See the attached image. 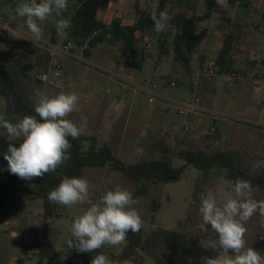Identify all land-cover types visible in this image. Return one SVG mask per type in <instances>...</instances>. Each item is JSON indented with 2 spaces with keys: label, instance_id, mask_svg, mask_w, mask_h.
Here are the masks:
<instances>
[{
  "label": "rangeland",
  "instance_id": "374dc122",
  "mask_svg": "<svg viewBox=\"0 0 264 264\" xmlns=\"http://www.w3.org/2000/svg\"><path fill=\"white\" fill-rule=\"evenodd\" d=\"M28 2L30 0H0V21L17 33L6 32L0 26V54L8 63L19 92L32 107L37 90H47L50 95L75 92L81 99L67 118L81 129L82 134L97 137L100 144L110 146L120 160L129 164L160 160L156 147L158 140L177 149L181 139H198L215 126L221 133V148L233 154L238 167L250 174L264 171V166L253 168L254 162L264 161L263 0H221L212 17L200 21V25L210 31L207 42L194 56V76L174 67L172 56L157 64L158 49L154 42L150 49L143 42L138 43L135 53H127L123 44L115 47L102 44L92 49L91 57H84L82 50L74 47L73 53L84 61L63 53L52 57L51 50L32 37L26 18L16 12L17 5ZM247 2L251 6L248 9L243 7ZM159 4L160 0H120L113 3L100 19L105 24L121 19L125 25H133L141 11L156 14ZM192 8L197 10L199 18L206 13L204 0H170L167 6L168 10L190 14ZM62 18L69 20L65 15ZM40 26L44 32L43 41L50 42L55 25L45 21ZM231 30L238 33L234 52L238 72L215 76L202 74L205 69H214L225 35ZM7 35L12 36L13 41L23 42L22 48L9 47ZM67 37V30L63 36L57 34L58 44H65ZM202 57L204 63H201ZM54 58L62 66L59 77L54 75ZM134 62H141L142 68L137 69ZM40 74H48L49 82L39 81ZM169 76L181 78L184 85L179 88L167 86L165 80ZM194 82H198V87L192 89ZM137 85L164 98L142 91ZM195 96L201 100L204 110L190 118L181 117L178 113L181 106L169 101H184ZM151 98L154 102H150ZM5 112L6 101L0 93V115L5 117ZM1 140H7V133L2 128ZM175 164L185 165L182 161H175ZM83 178L95 186L90 203L96 202L103 191L116 184L139 200L134 207L144 222L142 255L146 264H204L206 257L214 258L219 254L207 248L217 234L199 230L202 222L200 195L215 190L219 179L204 182L200 170L188 167L179 182L155 187L150 195L137 198L135 185L109 167L86 168ZM109 178L112 184L107 183ZM36 181L37 178L27 181L11 174L7 170V161L0 156V192L3 186L9 187L7 202L0 212V264H18L22 257L20 247L34 244V234L42 231L43 202L25 191ZM254 197L264 200V191L257 189ZM154 200L160 204L158 212H153ZM88 206L66 207L62 217L51 220L49 239L55 245L57 255L55 260H45L43 264H76L78 252L69 248L67 241L71 237L74 218ZM208 227L210 229V225ZM246 227L247 246L264 255V226L259 214L254 215ZM188 247L190 252L186 251ZM102 250L111 261L121 248L105 245ZM36 252L32 247V259L23 257L24 264H36ZM229 254L233 253L230 251Z\"/></svg>",
  "mask_w": 264,
  "mask_h": 264
},
{
  "label": "trees",
  "instance_id": "16d2710c",
  "mask_svg": "<svg viewBox=\"0 0 264 264\" xmlns=\"http://www.w3.org/2000/svg\"><path fill=\"white\" fill-rule=\"evenodd\" d=\"M170 0H160L157 15L161 11H166L171 17L169 28L166 32L157 34L153 31L154 22L152 14L141 11L133 25H125L121 19L114 20L111 24H105L100 17L104 15L112 3H119L120 0H68V9L63 15L69 17L70 28L67 29L68 37L65 43H72L76 50H82L84 57H91L92 49L98 45L108 44L118 46L123 44L127 53H135L138 43L143 42L144 36H149L151 41L157 46V64H161L164 58L172 56L174 67L181 71L192 74V62L194 56L205 45L209 37V28L200 25V21L209 20L215 11L220 7L218 0H204L206 13L202 17H197V10L192 8V14L188 11L168 10ZM264 1V0H263ZM250 6L249 2L246 5ZM264 23V15H263ZM57 30L53 29L51 43L58 44L56 39ZM9 47L20 49L23 42L13 41V37L7 35ZM238 40L237 31H229L225 35L223 46L216 60L219 73H231L235 70L236 62L234 52ZM145 54H143L144 57ZM38 61H40L38 59ZM201 63L204 60L201 59ZM264 63V62H263ZM137 69L142 68L141 62H134ZM232 74V73H231ZM166 85L176 83L177 88L184 85L181 78L169 76ZM193 89V85H192ZM0 93L6 101L5 119L15 123L26 115H35L32 107L19 92L15 79L8 67V63L0 54ZM215 132H208L198 139H181L179 148L174 149L165 141H156L157 150L161 156L160 160L144 161L129 164L120 160L114 150L107 144H100L95 136L80 134L77 139L69 138L72 145L70 149V159L57 168L55 172L47 173L43 178H37L35 184L27 187L25 191L39 198L43 202V224L40 234H34V244H24L20 247L22 257L18 264H24L25 258L30 260V251L35 247L37 252L36 264H43L45 260L56 259V247L49 239L51 220L63 216L66 209L58 203L48 200V193L55 189L65 177H83L84 171L89 167H109L120 172L129 179L136 187L135 197H146L150 195L156 187L168 183L179 182L188 167H194L202 172L203 181L207 182L211 178L218 179L224 177L227 180L235 181L242 178L251 182L255 189L264 191V171L257 174H250L237 166L233 154L221 148V133L215 127ZM3 129V128H2ZM5 130V129H3ZM6 131V130H5ZM15 146H19L17 143ZM8 141L1 140L0 156L4 158L7 152ZM175 161H182L183 166H178ZM9 196V187L3 186L0 192V212L3 210ZM153 212H158L160 204L157 200L152 202ZM155 216L153 215V218ZM143 227L138 233L129 232L119 254L112 256V264H123L128 260L130 264H146L143 251ZM191 248L186 249L190 252ZM102 248L99 253L102 254ZM98 254L76 253V264H91L92 257ZM71 264V263H70Z\"/></svg>",
  "mask_w": 264,
  "mask_h": 264
},
{
  "label": "clouds",
  "instance_id": "9594fccd",
  "mask_svg": "<svg viewBox=\"0 0 264 264\" xmlns=\"http://www.w3.org/2000/svg\"><path fill=\"white\" fill-rule=\"evenodd\" d=\"M67 9L68 0H30L17 5L16 12L26 18L32 37L43 40L42 22L53 23L61 36L70 28V21L62 18ZM151 19L153 31L157 34L168 30L171 17L166 11L152 14ZM40 79L46 81L47 76L41 75ZM80 99L75 92L50 95L47 90H37L35 115H26L15 123L0 115V128L6 130L8 141L4 159L11 174L27 181L43 178L70 159L72 145L69 138L77 139L81 129L67 117L76 109ZM17 143L18 147L15 146ZM261 166H264V161L253 163L254 169ZM218 179L219 186L215 190L200 195L202 222L199 230L205 234L209 230L217 234L207 248L219 253L214 258L206 257L204 264H264V255L247 246L245 239L248 232L246 224L254 215L259 214L264 226V200L255 199L257 189L248 180ZM107 183L112 184V179L109 178ZM94 189L95 186L86 178L65 177L48 193V200L65 207L89 205L74 218L67 245L79 253L98 252L92 257L91 264H112L99 250L105 245H123L129 232L135 234L141 230L144 222L134 207L139 200L132 192L116 184L103 191L96 202L90 203ZM230 251L233 254L230 255ZM123 264L130 262L125 260Z\"/></svg>",
  "mask_w": 264,
  "mask_h": 264
},
{
  "label": "built area",
  "instance_id": "2783aa9c",
  "mask_svg": "<svg viewBox=\"0 0 264 264\" xmlns=\"http://www.w3.org/2000/svg\"><path fill=\"white\" fill-rule=\"evenodd\" d=\"M0 26L2 29H4L6 32H10V33H14V34H17L16 31L8 26L7 24H5L4 22L0 21ZM143 40V43L146 45V47L148 49L152 48L153 46V42L151 41V39L147 36H144L142 38ZM40 42H42L45 46H47L50 50H51V56L52 57H56L57 53H63V54H67V55H70L72 56L73 58H76L80 61H84L83 59L79 58L78 56H76V54H74L73 52V49H74V45L72 43H65L63 45H59V44H53L51 42H46V41H43V40H39ZM54 63H55V76L56 77H59L60 76V71L62 69V66L60 64L59 61H57L55 58H54ZM202 74L204 75H208V76H215L217 74H219V70H218V67L216 65H214V69H205L201 72ZM41 75H44V76H47V80L44 81V80H41L40 77ZM38 80L41 81L42 83H48L49 80H50V77L48 74H40L38 75ZM172 88H177V84L176 83H171L170 85ZM137 87L142 90V91H145L147 93H150V94H153L155 95L156 97L158 98H164L163 96L153 92L151 89L149 88H145L144 86L142 85H137ZM196 87H198V82H194L193 83V89H195ZM155 88V86H154ZM169 100V99H168ZM169 101H172V102H175L177 103L178 105L181 106V108L179 109L178 113L181 117H192L194 115H197L196 113H198L199 111H203L204 108L202 106V103H201V100L198 98V96H195L193 99H188V100H184V101H176V100H169ZM150 102H154V99L151 98L150 99ZM215 132V128H213L211 130V133H214Z\"/></svg>",
  "mask_w": 264,
  "mask_h": 264
},
{
  "label": "crops",
  "instance_id": "0c3cea01",
  "mask_svg": "<svg viewBox=\"0 0 264 264\" xmlns=\"http://www.w3.org/2000/svg\"><path fill=\"white\" fill-rule=\"evenodd\" d=\"M111 5H113V3H112ZM111 5H110V6H111ZM207 40H208V39H207ZM201 59L204 60V57H202ZM217 129H218V128H217ZM218 130H219V129H218Z\"/></svg>",
  "mask_w": 264,
  "mask_h": 264
}]
</instances>
